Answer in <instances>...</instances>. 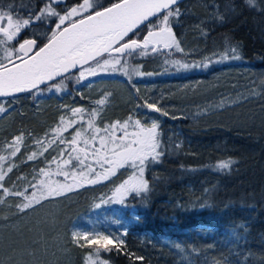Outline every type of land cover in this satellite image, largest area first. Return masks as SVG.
I'll list each match as a JSON object with an SVG mask.
<instances>
[{
  "label": "snow or ice",
  "instance_id": "obj_1",
  "mask_svg": "<svg viewBox=\"0 0 264 264\" xmlns=\"http://www.w3.org/2000/svg\"><path fill=\"white\" fill-rule=\"evenodd\" d=\"M256 2L246 0L250 6H255ZM183 14L180 0H114L107 6L98 5L94 0H74L73 3L42 0L40 9H32L27 17L19 12L13 14L11 6L8 10L0 9V118L11 115L21 94L28 93L33 100L45 93L61 94L68 92L67 81L91 87L90 82H83L102 75L118 74L129 82L134 76L153 75L129 63L136 57L165 56V63L178 72L208 69L213 64L241 58L238 46L231 45L226 38L222 52H214L202 60L167 59L176 53H186L173 30ZM25 31L30 35L21 42ZM201 35L207 37L203 30ZM74 90L80 94L79 87ZM251 91L256 94L255 89ZM110 97V93H103L91 108L64 105L58 122L43 136L20 132L0 145L6 153L0 155V205L8 204L15 208L16 214H26L45 201L67 197L81 188L99 184L117 176L121 170H130L127 178L114 187L107 200L101 198L102 202L123 205L129 197L147 199L151 187L146 172L161 163L167 148L162 144L160 122L151 119L149 123L142 116L147 112L161 116L170 114L158 101L144 99L135 107L146 109V113L105 122L104 109L110 104ZM22 148L24 155L16 160ZM50 150L55 154L48 157L45 154ZM36 160H40L42 166L30 173L31 180L22 173H18L15 180L10 179L15 169ZM233 163L232 160L222 161L216 169H230ZM21 181L27 183L17 187ZM8 198H15V202L9 203ZM200 207L210 205L201 202ZM233 236L240 239L235 232ZM72 242L93 249L86 264H108L101 253L111 251H123L133 260H143L125 250L122 236L74 231ZM223 264L228 261L224 260Z\"/></svg>",
  "mask_w": 264,
  "mask_h": 264
},
{
  "label": "trees",
  "instance_id": "obj_2",
  "mask_svg": "<svg viewBox=\"0 0 264 264\" xmlns=\"http://www.w3.org/2000/svg\"><path fill=\"white\" fill-rule=\"evenodd\" d=\"M94 2L107 6L114 0ZM41 3L42 0H0V9L11 6L13 14L19 12L27 17L32 9L38 11ZM180 8L183 20L179 19L173 30L183 28L187 41L194 36L195 43L187 49L194 51L190 55L222 52L227 38L231 45L238 46L240 61L264 68L260 32L264 0H257L255 6L246 0H185L180 2ZM195 14L200 21L206 18L199 23V30L191 28L190 19ZM202 30L207 37L201 35ZM27 34L25 31L21 36ZM173 56L189 60L186 53ZM121 110L123 117L129 112L127 107ZM119 111L113 109L110 121L122 118ZM47 116L41 113V122H37L38 119L23 115L15 119L12 130L43 136L51 127ZM104 119L109 121V117ZM184 122L173 133L161 131L167 154L146 172L151 187L147 199L129 197L123 205L102 202L101 198L107 200L114 187L127 178L130 170H121L117 176L87 187L77 196L71 205V221L100 223L111 235L122 236L127 252L143 257L133 260L123 251L102 252L108 264H223L224 260L228 264H264V129L201 128ZM2 150L0 147V154ZM22 155L24 149L16 160ZM225 160L234 163L230 169L218 171L216 165ZM38 166H42L40 160L26 162L10 174V179L15 180L22 173L31 180L30 173ZM26 183L21 181L17 187ZM8 199L9 203L15 202V198ZM201 202L210 207L201 208ZM3 206L17 215L15 208ZM234 232L240 239L234 238ZM68 233L76 264H86L93 249L74 244Z\"/></svg>",
  "mask_w": 264,
  "mask_h": 264
},
{
  "label": "rangeland",
  "instance_id": "obj_3",
  "mask_svg": "<svg viewBox=\"0 0 264 264\" xmlns=\"http://www.w3.org/2000/svg\"><path fill=\"white\" fill-rule=\"evenodd\" d=\"M199 11L201 12L202 9ZM192 17L198 18V21L192 23L191 28L199 30V23L204 19L206 21L205 16L201 21L196 14ZM36 30L33 29V31ZM182 30L183 28L181 31L175 30V33L186 49L189 60L175 56L176 59L195 62L213 55L214 52L196 57L190 55L194 51L190 52L187 49L195 43L194 36H190L187 41L184 35L187 32ZM260 32L264 41V21ZM27 33L30 35L28 31ZM165 60L161 56L146 68L133 63L141 71L152 72L153 75L134 76L131 82L118 74L103 75L104 79L91 81V87H85L81 91L90 104L79 106L94 107L95 101L102 98L103 93H110V104L104 109V118L109 117V121L113 109H120L119 116L122 118L118 120H123L129 115L136 118L138 113L141 115L146 113V109H137L135 106L142 103L144 99H149L158 101L159 106L166 109L170 115L161 116L159 113L147 112V115L142 118L147 119L149 123L151 119H156L160 124H166L171 129H179L184 121L187 125L201 128L264 129V90H262L264 68L247 65L239 59L213 64L208 69L178 72L171 64L165 63ZM172 68L175 69V75L181 76L180 78L173 83H156L160 79L158 76L165 69L171 70ZM123 78L128 82L123 81ZM252 89L256 90V94L252 93ZM221 102L223 106H220ZM41 103H36L35 108L28 104L18 108L13 105L14 110L11 115L0 118L1 145L17 134L12 130L15 119H21L24 115L25 118L34 117L38 119L37 122H41L42 109L46 108H42ZM125 107L129 109V112L123 117L121 108ZM58 109H63V107L59 106ZM58 119H51V127L55 126ZM166 119L169 121H165ZM107 121L106 119L105 122ZM8 135L11 137L8 138ZM1 152L0 155L6 154L4 150ZM51 152L55 154L54 150H50L49 154ZM91 186L95 185L87 187ZM87 187L69 193L67 197L45 201L42 206L26 214L15 215L11 210H5L4 206L0 205V261L3 264H76L75 251L67 238L68 232L71 238L74 231L110 234L100 223L87 220L71 221L73 216L71 205ZM125 230L124 225L123 231Z\"/></svg>",
  "mask_w": 264,
  "mask_h": 264
},
{
  "label": "flooded vegetation",
  "instance_id": "obj_4",
  "mask_svg": "<svg viewBox=\"0 0 264 264\" xmlns=\"http://www.w3.org/2000/svg\"><path fill=\"white\" fill-rule=\"evenodd\" d=\"M180 18V17H179ZM191 23H196V20L198 21V18H194V17H191ZM29 34H27V36H21L20 37V40L22 42V40L26 37H28ZM162 56V55H161ZM160 55H153V54H149L145 57H136L135 60H129L132 64L133 63H136L138 64L139 66H145V68L149 65H151L152 62H156V60L160 59L161 57ZM163 59H166L165 56H162ZM167 59H176L175 56H170V57H167ZM129 62V63H130ZM175 69L172 68L171 70H167L165 69L162 74H160V76H158V84L160 83H165V82H170V83H173L176 81V79L180 78L181 76H176L175 75ZM99 77V78H98ZM98 77H94V78H90V81H84L83 83L84 84H87L89 82H93V80L95 79H104V76H98ZM123 81L125 82H128L127 79L123 78ZM67 84V88H68V92H64V93H61V94H57L55 92H50V93H45L44 95L38 97L37 99L33 100L32 98H30L29 94L28 93H25V94H21V97H20V100L14 104V107L18 108V107H21L23 106L24 104H28L29 106H33L34 108L36 107V103L38 102H42L41 104L42 105V108L43 107H46V108H43L42 109V113H45L46 115H48V119H53V120H56L57 118H59V116L61 114L64 113V108L63 109H58L59 106H64V105H69V106H79V105H82V104H90L88 103V101L85 99H81V91L84 90L85 87H83V85H80V86H76L74 81H67L66 82ZM129 84V83H127ZM76 87H79L80 89V94H77V92L74 90ZM71 93V94H69ZM139 99V98H138ZM32 102L33 104L31 105ZM19 104V105H17ZM58 106V107H57ZM165 121H169V119H166ZM47 122L49 121H45L44 123L46 124ZM161 131H168V133H173L175 131V129H171L169 128L168 125L166 124H161ZM46 133V132H45ZM44 133V134H45Z\"/></svg>",
  "mask_w": 264,
  "mask_h": 264
},
{
  "label": "water",
  "instance_id": "obj_5",
  "mask_svg": "<svg viewBox=\"0 0 264 264\" xmlns=\"http://www.w3.org/2000/svg\"><path fill=\"white\" fill-rule=\"evenodd\" d=\"M183 1H185V0H180V2H183Z\"/></svg>",
  "mask_w": 264,
  "mask_h": 264
}]
</instances>
